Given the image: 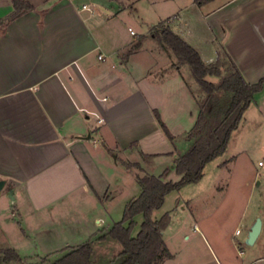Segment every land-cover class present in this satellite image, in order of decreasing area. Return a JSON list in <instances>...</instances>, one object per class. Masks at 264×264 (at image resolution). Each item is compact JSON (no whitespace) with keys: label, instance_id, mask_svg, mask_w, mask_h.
Here are the masks:
<instances>
[{"label":"crops","instance_id":"crops-1","mask_svg":"<svg viewBox=\"0 0 264 264\" xmlns=\"http://www.w3.org/2000/svg\"><path fill=\"white\" fill-rule=\"evenodd\" d=\"M29 1L33 9L1 24L14 8L13 0H0V179L6 182L0 250L12 248L22 258L6 264H51L88 241L95 246L113 239L101 237L117 222L108 214L120 188L119 163L138 184L125 208L141 193L137 176L167 170L164 181L180 179L175 159L191 144L197 82L188 66H173L175 55L152 36L159 22L168 20L206 64L225 51L248 82L264 76V0L202 6L193 0ZM140 35L146 36L141 48L123 60ZM220 157L207 164L204 177L208 168L228 166V160L215 163ZM130 162L141 169L128 168ZM183 225L171 222L164 231L173 258L163 264H196L197 246L187 245L190 234L181 237ZM190 225L212 252L198 234L200 224ZM236 230L234 240H245L249 231L238 238ZM209 256L217 264H238L225 252L220 260Z\"/></svg>","mask_w":264,"mask_h":264},{"label":"trees","instance_id":"trees-1","mask_svg":"<svg viewBox=\"0 0 264 264\" xmlns=\"http://www.w3.org/2000/svg\"><path fill=\"white\" fill-rule=\"evenodd\" d=\"M199 6L213 0H193ZM13 12L1 24L15 19L23 12L33 9L29 0H13ZM154 39L166 50L172 52L178 60L176 65H188L197 82L202 97L195 95L199 114L195 125L187 135L191 142L185 152H180L175 159L176 172L181 176L178 181H164L166 171L160 175L146 174L137 176L141 187L138 197L126 206L122 220L114 223L112 228L101 238L111 237L117 240L122 251L120 264H163L172 259L163 233L171 223V215L166 212L159 219L154 218V211L160 209L166 196L174 190L199 182L205 174L207 164L222 156L229 147L233 133L243 121L245 112L252 104L257 93L264 89V76L258 81L248 82L236 63L225 51H221L217 60L206 64L200 53L169 25L168 20L161 21L152 28ZM145 35L137 37L133 45L123 53L126 60L141 48ZM226 56V58L224 57ZM212 77H217L214 81ZM157 120L170 141L175 143V136L163 121L160 113L155 111ZM155 155H145V159ZM128 168L137 167L139 163H125ZM143 215L140 231L133 235L136 217ZM93 243L88 241L72 248L63 257L51 264H93ZM22 261L18 252L12 248L0 250V264Z\"/></svg>","mask_w":264,"mask_h":264},{"label":"rangeland","instance_id":"rangeland-1","mask_svg":"<svg viewBox=\"0 0 264 264\" xmlns=\"http://www.w3.org/2000/svg\"><path fill=\"white\" fill-rule=\"evenodd\" d=\"M224 57L226 58L225 55ZM175 63L178 64L177 58ZM188 69L191 73L189 66ZM211 79L218 80L217 77ZM192 85L195 94L202 97L204 94L198 84ZM255 99L245 112L239 128L233 133L227 151L215 162L228 160V166L217 170L208 168L204 179L186 188L172 191L163 206L154 211V217L169 212L173 225L184 224L183 226L187 227L181 237L190 234L191 239L187 245L197 246V249L194 248L197 251L196 264H217L209 255L214 253L220 257L222 252L227 253L229 261L234 263L259 259V263L254 264H264V233L255 245L243 244L244 256L238 255L240 242L235 241L233 236L236 228L243 234L249 231L250 222L257 212H263L264 224V91ZM184 141L183 135H179L178 142L182 148ZM231 158H234V161L231 162ZM261 161L262 165L259 164ZM117 173L120 188L109 203L108 220L118 222L122 220L125 204L138 189V184L132 173L126 171L120 163L117 165ZM167 174L168 172L166 176ZM143 219L141 214L136 217L137 224L133 235L140 231ZM194 222L200 224L201 231L198 234L206 238L212 252L205 248V242H201L192 234L194 228L190 224ZM105 224L107 223L103 225ZM243 234L237 237L241 238ZM69 251L71 249L67 250ZM93 251V264H120L122 260V246L115 239L93 245Z\"/></svg>","mask_w":264,"mask_h":264},{"label":"water","instance_id":"water-1","mask_svg":"<svg viewBox=\"0 0 264 264\" xmlns=\"http://www.w3.org/2000/svg\"><path fill=\"white\" fill-rule=\"evenodd\" d=\"M5 180L0 179V190L3 189L5 185ZM263 228V220L262 217L258 216L252 226L250 227V230L248 232V235L245 239V243L247 245L253 246L255 245L256 241L258 240Z\"/></svg>","mask_w":264,"mask_h":264},{"label":"built area","instance_id":"built-area-1","mask_svg":"<svg viewBox=\"0 0 264 264\" xmlns=\"http://www.w3.org/2000/svg\"><path fill=\"white\" fill-rule=\"evenodd\" d=\"M260 165H262L263 164V162L261 161L260 163H259ZM236 235H240L241 234V230L240 229H237L236 230ZM240 243V245L238 246V250H237V252H238V255L239 256H244L245 255V250H244V248H243V244L245 243V240H242V241H239ZM246 244V243H245Z\"/></svg>","mask_w":264,"mask_h":264}]
</instances>
